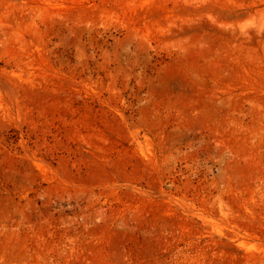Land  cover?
<instances>
[{
    "label": "rangeland",
    "instance_id": "rangeland-1",
    "mask_svg": "<svg viewBox=\"0 0 264 264\" xmlns=\"http://www.w3.org/2000/svg\"><path fill=\"white\" fill-rule=\"evenodd\" d=\"M0 264H264V0H0Z\"/></svg>",
    "mask_w": 264,
    "mask_h": 264
}]
</instances>
